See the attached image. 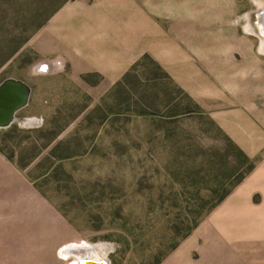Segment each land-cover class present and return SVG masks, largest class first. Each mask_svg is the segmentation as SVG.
<instances>
[{"label": "rangeland", "instance_id": "rangeland-1", "mask_svg": "<svg viewBox=\"0 0 264 264\" xmlns=\"http://www.w3.org/2000/svg\"><path fill=\"white\" fill-rule=\"evenodd\" d=\"M59 1L0 0V83L32 87L0 128V264H81L87 253L106 264H264V241L249 240V226L221 248L205 240L257 160L245 162L231 141L251 87L243 74L253 57L264 60V0H202L212 10L196 9V28L178 45L164 20L169 46L110 87L99 72H76L66 46L49 52L51 19L43 23ZM230 186L181 239L201 198L211 204Z\"/></svg>", "mask_w": 264, "mask_h": 264}, {"label": "crops", "instance_id": "crops-1", "mask_svg": "<svg viewBox=\"0 0 264 264\" xmlns=\"http://www.w3.org/2000/svg\"><path fill=\"white\" fill-rule=\"evenodd\" d=\"M201 1L72 0L44 25L43 38L49 45V52L60 49L64 54L61 49L64 46L68 48L76 72H99L104 77L103 86L110 87L129 71L139 57L154 54L155 48L161 50L169 46L166 39L170 37L165 38L164 20L169 22L168 33H175L171 39H175L174 44L177 45L183 37L181 35L186 34L190 27L196 28L193 16L196 9L210 12L213 7L210 5L211 8L207 9V4ZM73 31H76L75 39L63 38ZM203 43L200 41L201 46ZM209 45L206 48H210ZM206 54L208 59L203 65L209 64L212 56L209 52ZM251 67V77L243 74V78L248 77L246 80L250 78L251 87L244 91L236 111L234 142L249 157L257 160L250 176L212 217L214 225L205 230L206 242L220 248L233 240L227 236L228 232H238L242 239L245 226L251 229L249 240L257 244L264 241V234H259L264 228V60L256 55ZM256 194L260 201L255 203L253 198ZM218 241L220 244H216ZM239 242L242 244L244 240ZM241 262H244L243 258Z\"/></svg>", "mask_w": 264, "mask_h": 264}, {"label": "water", "instance_id": "water-1", "mask_svg": "<svg viewBox=\"0 0 264 264\" xmlns=\"http://www.w3.org/2000/svg\"><path fill=\"white\" fill-rule=\"evenodd\" d=\"M261 29L264 35V24ZM31 94L32 87L22 79L8 77L0 83V128L9 127L14 122L17 112L29 104ZM81 264H106V262L84 258Z\"/></svg>", "mask_w": 264, "mask_h": 264}, {"label": "trees", "instance_id": "trees-1", "mask_svg": "<svg viewBox=\"0 0 264 264\" xmlns=\"http://www.w3.org/2000/svg\"><path fill=\"white\" fill-rule=\"evenodd\" d=\"M69 0H60L59 3L57 4V6L55 7L54 11H52L48 17L46 18L45 22L43 23V25L66 3L68 2ZM42 25V26H43ZM149 56L148 55H145L142 59L144 58H148ZM142 61V60H141ZM141 61H138L136 62L134 65H133V69L136 65L140 64ZM159 66V65H158ZM159 68V67H158ZM130 74V72H127L123 78L125 79L128 75ZM167 75V74H166ZM232 144L235 146L236 148V152L238 154V156H240L241 159H243L245 162H249L250 161V157L241 149L239 148V146H237L236 143H234V141H231ZM0 152L5 155L3 152H2V149L0 148ZM9 161H12L10 157H6ZM254 168V164H251L250 167H248L247 169V172L246 173H249L252 171V169ZM246 173H243L241 174L235 181L234 183H232L231 185L232 186H236L237 184H239L246 176ZM27 177H29V175H27ZM224 190L222 192V194L216 198L211 204L204 200L203 198H201V201H202V206H201V209L198 210L199 208H197L196 211H194L192 213V223H190L186 229V232L181 236V239H184L186 238L192 230H194L199 222L201 221V219L210 211H212L216 206H218L231 192V187ZM180 244V241H176L172 246H171V250L175 249L178 247V245Z\"/></svg>", "mask_w": 264, "mask_h": 264}, {"label": "bare ground", "instance_id": "bare-ground-1", "mask_svg": "<svg viewBox=\"0 0 264 264\" xmlns=\"http://www.w3.org/2000/svg\"><path fill=\"white\" fill-rule=\"evenodd\" d=\"M261 17V23L262 24H264V11H263V14L260 16ZM74 247H77L76 245H73V246H69L68 248H67V253H68V255H70V250H71V248L73 249ZM80 257V260H82L83 258H91L92 256L91 255H89L88 253L85 255H81V256H79ZM64 258H65V256H64Z\"/></svg>", "mask_w": 264, "mask_h": 264}]
</instances>
